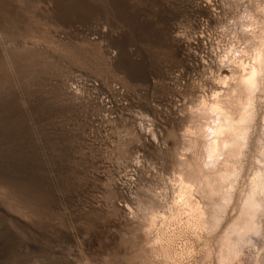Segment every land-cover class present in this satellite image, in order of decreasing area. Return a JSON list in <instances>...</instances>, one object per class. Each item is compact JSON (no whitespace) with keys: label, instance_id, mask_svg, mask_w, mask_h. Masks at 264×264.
I'll return each mask as SVG.
<instances>
[{"label":"rangeland","instance_id":"374dc122","mask_svg":"<svg viewBox=\"0 0 264 264\" xmlns=\"http://www.w3.org/2000/svg\"><path fill=\"white\" fill-rule=\"evenodd\" d=\"M261 8L0 0V264H218L215 233L187 224L181 162L208 127L202 102L252 60ZM262 89L234 203L264 174ZM259 223L235 264H264V212Z\"/></svg>","mask_w":264,"mask_h":264},{"label":"bare ground","instance_id":"6f19581e","mask_svg":"<svg viewBox=\"0 0 264 264\" xmlns=\"http://www.w3.org/2000/svg\"><path fill=\"white\" fill-rule=\"evenodd\" d=\"M259 33V44L252 60L239 63L237 76L231 83L224 80L223 85L228 86L227 93L224 92L223 96L214 95L211 103L202 102L197 113L208 127L199 125L196 128V138L193 136L191 141L195 151L193 158L181 162L183 172L180 176L182 187L179 198L189 213L187 224L205 228L208 235L215 233V258L218 264L238 262L239 254H242L241 248L251 242V235L256 236L261 230L259 220L264 212V174H255V180L252 178L253 185L249 183L251 187L240 201L234 203L236 199H233L234 186L242 165L240 158L243 156V150L247 149L244 148L248 144L252 125L257 117L256 95L264 85V27ZM261 152L264 151L261 149ZM197 195L199 200L195 198ZM229 208L232 209L233 212H230L233 215L225 221ZM219 229L221 231L216 234ZM173 240L174 235H170L161 246L166 258H172L174 255L171 246ZM209 247L212 249L213 246ZM211 256L212 252L208 250V258Z\"/></svg>","mask_w":264,"mask_h":264}]
</instances>
